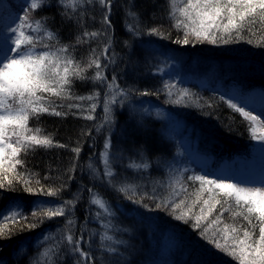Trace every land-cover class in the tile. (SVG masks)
I'll use <instances>...</instances> for the list:
<instances>
[{
	"label": "trees",
	"instance_id": "1",
	"mask_svg": "<svg viewBox=\"0 0 264 264\" xmlns=\"http://www.w3.org/2000/svg\"><path fill=\"white\" fill-rule=\"evenodd\" d=\"M183 3L186 0H177L176 7H183ZM130 5H134L132 10L139 14V36H133L127 28L131 20L126 17V9ZM27 8L28 4H23L20 17ZM169 10V0H113L109 16L112 24L109 55L114 54L115 63L109 65L105 74L109 81L115 75L121 88L133 90L130 98L122 106H113L114 124L100 127L105 88L90 81H75L73 93L76 95L100 92L98 106L92 113L96 119L87 120L80 114L61 117L43 114L38 123L30 121V127L42 128V134L50 135L54 145L65 147H38L27 155L21 154L24 165L17 166V172L26 170L35 174L27 177L31 179L33 188L60 189L59 195L28 193L24 191L23 184L15 182V190L0 189V212L18 205L27 217V223L37 222L38 218L31 214L39 211L38 204L58 206L79 193L80 199L72 215L76 221L73 232L76 238L81 234L84 236L81 247L91 253L94 264H236L232 257L209 241L215 227L222 228L224 223L247 226L246 222L239 218L233 221L230 213L225 212L222 223L202 237L201 229L193 226V219L188 218L187 222L176 219L170 204L159 208L157 204L183 199L186 208L196 199V190L200 186L199 181H189V176L204 173L210 176V170H217L222 165L230 167L235 158L249 159L253 156L255 139L251 138L249 121L232 109L227 101L234 91L241 103H257L258 94L249 95L251 91L264 93V43L260 40L264 36V28L254 25L252 34L245 31L241 39L226 44L205 41L185 45L175 42L178 38L183 39L184 30L173 27ZM82 11L83 27L74 19L62 18L59 6L42 7L30 15L47 17L48 26L58 33L62 44H75L76 37L85 29L89 32L103 30L99 4L88 5ZM151 27H159L169 38L147 35ZM189 39L193 38L190 36ZM249 39L252 43L248 42ZM105 42V38L100 36L76 45L74 55L78 60H86L92 48L99 51ZM176 67H184L187 75L178 77ZM93 74L94 69H89L87 75ZM166 84L172 86L171 92L165 89ZM183 89L188 90V96L179 95ZM142 92L152 94L140 95ZM178 99L179 103L176 102ZM92 102L64 103H81L87 109ZM57 110L67 111L66 108ZM183 132L188 139L180 138ZM109 138L115 173L111 183L103 175L101 160L102 147ZM77 146L81 148L78 156L72 151ZM190 146L196 150L195 153L212 156L207 169L193 162ZM132 162H146L149 167L129 168ZM90 163L96 174L88 167ZM74 165L75 170L70 171ZM179 173L183 174V179L177 185L174 178ZM7 178L6 175L5 181ZM36 180L40 181L39 185ZM128 185L132 187L127 193L118 190ZM89 189L99 193L109 204L111 214L106 215L110 216L111 227L108 234L112 233L114 240L103 242V247L100 236L107 222H100L103 215L100 208L90 202ZM207 196L205 193L204 198ZM137 200L141 203L134 202ZM199 210L200 205L197 204L193 211L199 213ZM218 212L219 207L202 227L210 223ZM97 213H100L99 218ZM65 221L66 217H53L33 229L16 231L9 238H0V264H34L35 261L44 264L46 258L42 253L46 248L56 247L57 242L58 249L52 257L54 264H76L80 259L78 254L73 253L66 242L60 241ZM24 222L20 220V224ZM3 223L6 230L20 226L11 220ZM163 242L170 243L169 248ZM108 246L115 247L117 252L106 251Z\"/></svg>",
	"mask_w": 264,
	"mask_h": 264
},
{
	"label": "snow or ice",
	"instance_id": "2",
	"mask_svg": "<svg viewBox=\"0 0 264 264\" xmlns=\"http://www.w3.org/2000/svg\"><path fill=\"white\" fill-rule=\"evenodd\" d=\"M93 3L99 4L102 9L103 30L89 32L85 29L81 35L76 37L75 44H62L58 33L48 26V18H36L30 13L40 10L42 7L59 6L62 9L61 16L64 19L75 20L81 27L84 25L82 9ZM169 17L174 21L173 27L184 30L183 39H177L176 43L189 44L190 42L205 41L212 44L218 42L229 43L242 38L247 31L252 34V26L260 25L264 28V0H186L183 7L177 8V0H169ZM113 0H28V8L23 17L19 18L16 27L9 30L13 33L11 47L0 48V189L15 190V183H21L24 191L28 193L41 192L45 196H58L60 189L33 188L29 174L17 172V166H23L24 161L21 154L27 155L36 148H50L53 146L65 147L55 144L50 135H43V129L39 126L30 127V121L39 122L43 114L54 116H67L69 114H80L87 120H95L92 114L95 112L100 98V92L94 91L87 95H76L73 93L75 81H90L94 85L105 88V97L102 104L103 123L111 126L115 122L113 112L114 105H123L130 98L131 89H123L119 86L116 76L113 75L109 81L106 69L115 63L114 54L109 55L112 41L109 30L112 28L109 16L112 11ZM134 5L126 9V17L131 20L127 24L129 32L133 36L141 35L139 26V14L133 11ZM226 21V22H225ZM147 35L169 38L159 27H151ZM103 36L105 43L99 51L92 48L86 60H78L74 55L76 45L87 43ZM193 39L190 40L189 37ZM264 43V36L260 38ZM252 43V40H248ZM127 45L128 42L125 41ZM89 69H94V74L87 75ZM171 85H165V89L171 92ZM142 92L140 95H151ZM180 96H188L187 89L181 90ZM223 99V97H221ZM65 101H93L88 108H83L81 103H64ZM177 103L180 102L178 99ZM228 105L240 113L249 121V132L252 139L264 141V120L252 112L245 111L243 107L227 101ZM66 108L67 111L57 109ZM77 111H73V110ZM146 111V110H145ZM87 112L88 115H83ZM91 132L89 131L88 135ZM111 140L106 139L105 150L101 156L104 165L103 175L111 183L115 173L112 168L110 157ZM79 155V146L72 149ZM141 155H143L141 153ZM7 164V167L5 166ZM96 174V169L90 163L88 165ZM133 169H147L146 162H132L128 165ZM75 170V165L73 169ZM10 174V175H9ZM8 178L5 181V176ZM99 178V177H98ZM183 174L179 173L174 178V183L179 185ZM189 181H199L200 186L196 190V199L191 201L185 208V200L173 202L168 200L164 205L170 204L176 219L187 222L193 219L195 228L201 229L200 235L206 234L214 226L222 223L225 212L230 213L233 221L238 218L246 222L247 226L241 224L224 223L222 228L215 227L213 238L209 241L215 248L232 257L236 264H264V179L259 181V186L250 183H237L228 179H218L207 175H193L187 178ZM15 182V183H14ZM37 185L40 184L36 180ZM63 187V186H62ZM131 185L119 187V191L127 193ZM170 187L172 185L170 184ZM90 192V202L102 209L105 214H111L109 204L99 193ZM208 193L207 198L204 194ZM132 199L131 196L127 197ZM80 199L79 193L73 194L70 200L62 201L58 206L47 207L38 204L39 211H33L32 217L38 218L35 223H27L19 206L10 207L5 212H0V238L6 239L15 234L16 231L30 230L46 219L53 217H66L64 228L61 230L60 241L66 242L73 253L80 257L76 264H94V258L89 251H84L81 243L84 236L81 234L76 238L73 229L76 221L72 218L76 203ZM141 203V201H134ZM200 205L199 213L193 211L196 205ZM146 206V205H145ZM219 212L214 219L202 227L205 221L214 212ZM179 210V211H178ZM20 218L19 220L17 218ZM100 213H97V218ZM5 220H11L13 224H20L19 228L6 230ZM253 220L256 223H253ZM105 229L111 227L104 224ZM91 235H95L92 233ZM218 237V238H217ZM47 239V237H46ZM101 246L105 241H113L114 237L105 231L100 236ZM223 241V242H221ZM116 243H122L116 241ZM57 246L46 248L42 255L46 258L44 264H54L52 257L56 254ZM106 251L116 253L117 249L112 246L106 247ZM34 264H41L35 261Z\"/></svg>",
	"mask_w": 264,
	"mask_h": 264
},
{
	"label": "rangeland",
	"instance_id": "3",
	"mask_svg": "<svg viewBox=\"0 0 264 264\" xmlns=\"http://www.w3.org/2000/svg\"><path fill=\"white\" fill-rule=\"evenodd\" d=\"M23 4H28V0H0V48H7L11 47V38L13 33L9 30L10 28L16 27V24L19 23L20 18V8L23 7ZM178 63V60H177ZM175 63V64H177ZM173 66L170 64V68ZM175 72L177 76L180 78H184L187 75L186 69L184 67H176ZM187 77V76H186ZM208 78L203 79L207 81ZM238 91V90H236ZM256 92V93H255ZM251 91L248 93L249 95L258 94L257 103L248 101L245 103H241L238 99L239 97H235L238 93L232 92L230 94V99L232 103L238 105L239 107H243L245 111L252 112L253 115H257L261 117V120H264V93L259 91ZM240 94V93H239ZM242 97V96H241ZM103 113V110H102ZM104 127V126H103ZM180 128H183L182 126ZM183 135L180 138L188 139V136H184L185 132L182 133ZM191 147V146H190ZM103 153L105 150V145L102 147ZM193 150L191 153V158L193 162L199 163L200 166L207 169L209 167V162L212 159L211 155H205L204 153H195V149L191 147ZM197 154V155H196ZM187 157V156H186ZM195 158V159H193ZM236 162H235V161ZM231 161L230 167L222 165L217 170H210L208 173L210 176L218 179H228L232 180L233 182L237 183H250L256 184L259 186V181L264 179V141L255 140V148L253 150V156L249 159L247 158H235ZM229 165V162H227ZM235 163V165L233 164ZM232 164V165H231ZM206 175V173H204ZM7 210L2 209L1 212H5ZM100 213L103 215V220L100 222L110 225L109 223V215H106L102 209H100ZM110 228L104 229V232L107 231L109 233ZM98 231V230H97ZM112 235V233H111ZM110 242V241H109ZM165 242V241H164ZM163 242V243H164ZM112 243V242H111ZM164 245H168L169 248L170 243L166 242Z\"/></svg>",
	"mask_w": 264,
	"mask_h": 264
}]
</instances>
